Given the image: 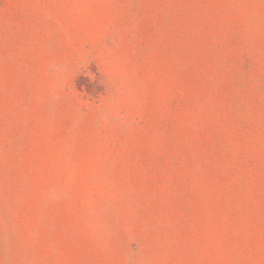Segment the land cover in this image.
Listing matches in <instances>:
<instances>
[{"label":"rangeland","instance_id":"374dc122","mask_svg":"<svg viewBox=\"0 0 264 264\" xmlns=\"http://www.w3.org/2000/svg\"><path fill=\"white\" fill-rule=\"evenodd\" d=\"M0 264H264V0H0Z\"/></svg>","mask_w":264,"mask_h":264}]
</instances>
